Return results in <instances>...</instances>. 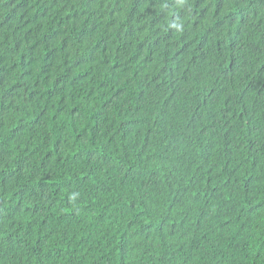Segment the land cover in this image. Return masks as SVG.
Returning a JSON list of instances; mask_svg holds the SVG:
<instances>
[{"label": "trees", "instance_id": "trees-1", "mask_svg": "<svg viewBox=\"0 0 264 264\" xmlns=\"http://www.w3.org/2000/svg\"><path fill=\"white\" fill-rule=\"evenodd\" d=\"M0 264H264V0H0Z\"/></svg>", "mask_w": 264, "mask_h": 264}]
</instances>
